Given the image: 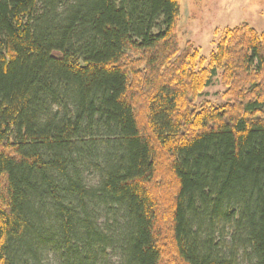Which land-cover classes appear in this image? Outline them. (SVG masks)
Listing matches in <instances>:
<instances>
[{
    "label": "trees",
    "instance_id": "trees-1",
    "mask_svg": "<svg viewBox=\"0 0 264 264\" xmlns=\"http://www.w3.org/2000/svg\"><path fill=\"white\" fill-rule=\"evenodd\" d=\"M180 16L0 0V264H264V33Z\"/></svg>",
    "mask_w": 264,
    "mask_h": 264
},
{
    "label": "rangeland",
    "instance_id": "rangeland-1",
    "mask_svg": "<svg viewBox=\"0 0 264 264\" xmlns=\"http://www.w3.org/2000/svg\"><path fill=\"white\" fill-rule=\"evenodd\" d=\"M180 4V46L183 49L186 43H193L207 62L226 30L247 24L259 33H264V0H180ZM224 92L222 83L216 79L199 102L223 105ZM88 184L95 186L96 177L90 176ZM115 263L116 259H113L112 264Z\"/></svg>",
    "mask_w": 264,
    "mask_h": 264
}]
</instances>
